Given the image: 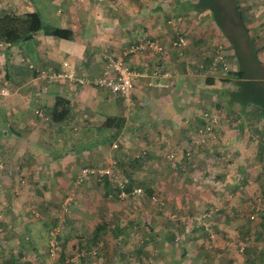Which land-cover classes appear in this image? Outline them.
<instances>
[{
  "label": "crops",
  "instance_id": "1",
  "mask_svg": "<svg viewBox=\"0 0 264 264\" xmlns=\"http://www.w3.org/2000/svg\"><path fill=\"white\" fill-rule=\"evenodd\" d=\"M195 1L23 0L21 6L17 4V7L20 6L18 10H38L42 17L44 14L46 22L68 28L72 34L71 38H64L39 30L29 44L24 41L12 45L0 44V66L5 71L3 83L6 82L9 89V93L0 101V172L4 179V184L0 182V208L3 205L4 209H1L10 210L5 213L11 227L7 234H13L7 242L11 243L10 246L14 244L11 256L14 255L19 262L87 264L86 261H76L74 256L72 263L65 262L68 258L61 262L56 261L55 256L48 257L44 232L56 222L50 218L53 209L49 207L59 199L65 188V177L77 172L79 163L105 160L102 157L107 154L111 158L106 160L112 161L113 153H108L105 146L115 147L114 152L119 151L115 149L121 145L129 148L140 145L143 149H149L153 158L148 160L145 164L147 169L142 172L150 178L149 182L155 175L166 177L165 174L155 173L150 163L164 162L163 157L168 158V153L174 152L173 189L210 187L222 190L217 193H225L227 197V192L236 193V198L224 201L223 207L220 205L223 213L219 214L225 217L221 224L223 229L236 228L235 232L240 231L241 238L246 234L245 238H248L250 224L247 221L250 220L247 215L253 207V204L250 205L251 197H264L263 168L260 163L264 120L257 115V127L251 129L257 108L252 104L243 106L238 102H227L223 89L228 87L223 80L213 78L197 67L202 59L214 54L217 45L226 47L228 52H232L233 48L226 37V41L222 39L223 33L210 10L199 11L190 7ZM7 6L2 3L0 10ZM178 31L187 37V46L179 49L172 45ZM153 37L163 45L162 51L139 49L126 56L135 74L129 103L111 94L107 88L89 82L87 78L101 73L105 53L118 54L131 44ZM30 62L35 68L24 67ZM156 67L161 70L157 75L153 73ZM57 72L63 75L51 78L52 73ZM81 78L85 81H81ZM57 94L68 98L70 104L66 117L60 122L49 117ZM34 106L46 110L48 119L39 117ZM210 116L214 123H219L213 141L199 134L201 123ZM107 118H110V127L104 126ZM102 129L109 131L102 133ZM187 146L193 150L191 158L183 155L182 150ZM233 152L238 155L237 159L232 158ZM194 162L201 166L217 165L219 171L215 174L220 184L203 187L199 171L192 173ZM19 163L27 166L23 164L19 169ZM240 163L241 170L237 166ZM13 171H23L26 173L24 178L33 179L35 184L29 189L20 188L13 180L16 177ZM91 179L78 188L83 189L80 192L84 194V199L97 195L95 188L89 186ZM164 179L162 181L166 184ZM10 193L14 196L9 197V202L1 204L2 194ZM178 200V206L182 207L181 198L178 197ZM93 205V210H99L100 219L95 221L97 224L106 214L105 207L97 202ZM27 208H37L42 213L39 217L22 219L16 224V218L24 216H19L20 211ZM78 210L79 217L67 224L70 231L63 230L60 236L59 248L63 256L69 251L66 250L67 246L71 247L70 243L77 239L73 237L74 231L90 225L82 218L85 209ZM11 211L12 215H9ZM245 217L247 220H244ZM80 222L83 224L80 225ZM253 224L264 230V211ZM79 231L82 233L81 229ZM83 231L87 234L86 227ZM100 233L96 231V236ZM112 235L108 237L112 239ZM90 236L84 238L92 239ZM256 236L259 237L251 239L249 243H253V246L245 250L249 251L246 255L251 253L253 257L248 264H264V249L259 245L264 241L263 231L256 233ZM108 246L105 250L109 252L104 251L97 264H102L101 260L104 259L103 264H108V261H116L119 257L115 246ZM42 257L46 258L45 261ZM5 261L7 264L15 262L9 259Z\"/></svg>",
  "mask_w": 264,
  "mask_h": 264
},
{
  "label": "rangeland",
  "instance_id": "2",
  "mask_svg": "<svg viewBox=\"0 0 264 264\" xmlns=\"http://www.w3.org/2000/svg\"><path fill=\"white\" fill-rule=\"evenodd\" d=\"M240 1L241 6L248 15L246 25L250 34L255 38L256 44L259 47L258 54L264 61V0ZM21 2H23V0H0V5L2 3H6V5H8L6 9H1L0 13H3L4 11L17 13L24 12L23 9L18 10L20 9ZM18 3L20 5L19 7H17ZM43 19H46L44 14ZM222 35V39L226 41V36H224V33ZM32 41L33 40H28L24 41V43L29 44ZM25 66L27 67V69L35 68V66L29 68L27 64H24V67ZM198 68L202 70V68H200L199 66ZM4 73V69L2 68V66H0V83H2V85L0 84V101H2L1 98L4 95H7L9 93V89L6 88L8 87L6 86L8 84L6 82L3 83V80L5 79ZM208 73L212 75L213 78H221L226 87L233 86L231 78L227 74H225V72L216 71ZM10 74L12 77V70L10 71ZM37 106H34V111ZM108 131V129H102V133H107ZM66 132L68 133V131ZM199 134H202L203 136L206 135L203 127L199 129ZM114 148L115 147L110 148L109 146L104 147V149H106L108 153H113L112 160L115 159L116 161L115 167L113 168L116 176H112V178L110 179V181H112L110 183L115 184L117 179H123V177L127 175L130 169L129 166L125 167V163H122L120 165L118 157L128 156L127 159L129 160V162L131 161V159H135L137 161V159L135 158L137 156L135 155L139 150L142 151L144 149L140 145L137 147H130V154L126 153V155L124 154L125 149L123 147L121 148V150L117 151L118 153H121V156H118L116 152L113 151ZM132 148L133 151L131 152ZM182 152L184 156H186L187 158H191L193 150L191 147L187 146L184 150H182ZM213 152L215 153V150ZM233 153L234 156H232V158L237 159L238 155H235V152ZM175 156V153L171 152L168 153V158L163 157L165 160L164 162L158 161L157 163H155L154 161H152L150 163L149 166L152 167V170L155 169V173H160L161 175L165 174L166 177L164 179L163 177H157L155 175V178H151V182H148L147 185H145V183L150 178H147L145 174H142V172L146 171L147 169V163L145 162L146 165L144 164V166H142L143 169L141 167H136L139 177H136L135 179L133 177L132 181L135 184H141V192L136 194L131 190L127 197H114L113 194H109L110 192L108 190L110 189V186H112V184H110L109 182L108 184H106L102 181V179L92 177L89 186L95 188V192L97 193V195H93V197H85L84 199V194L80 192L83 189L78 188L85 182L81 184H75L74 174L76 173V171L72 172V175L65 177V188L59 195V199H57V201L52 203V205H50L49 207V209H53L50 213V218L56 220V222L51 225L52 227L46 228V231L44 232V237L47 243V246L45 248L48 253L47 256L52 258L55 256L56 261L60 260L61 262L68 258V260H66L65 262L69 261V263H72V261H74L72 259V257L74 256V259L76 261L81 260L83 261V263L84 261H86L87 264H94V262H96L95 264H97L100 260V256L104 253V251L109 252V250H105L106 246L109 245L108 247L110 248V245L113 244L115 246L116 252L121 250L119 252L122 253L123 256H119L116 261H113L115 259L108 261V264H217L221 256L229 257L232 260V264H248V261L253 258L250 256L251 253L246 255L249 251H245L248 246H253V243L249 244L250 240L253 238L257 239L259 237L256 236V233L260 234L262 231L264 233V230H261L260 227L254 226L255 224H253L257 216H259L260 214L257 215L253 212V217H251L252 219H248L250 220L247 221L250 224L248 238H245L247 234L244 235V238H241L240 231L237 233L235 232L236 228L232 227L230 228V230L226 228L223 229V225L221 224V222L225 220V217H221V214H219L220 212L223 213V211H220V205H222L223 207L226 201L232 198H236V193L227 192V194L229 193V197H227L225 193H222L220 195L217 193H221L220 191L222 190L210 189V187H208L209 189H173V183L175 184V179L173 177V162L175 161ZM102 158L105 160L99 162V164L109 165V163L113 162L106 160L108 158H111L108 154L106 156H103ZM148 160L152 159H149V157H147V162ZM136 161L134 162L136 163ZM88 163L89 162L79 163L77 166H88ZM23 164L24 167L27 166L25 165V163H19V169L22 168ZM193 164L194 165H192V167L194 170L192 173L197 170L199 171L198 174L202 176L200 183L203 187L207 186L208 184H213L214 187L215 185L220 184V181L217 179V176L215 174V172L219 171V167L217 165H213L211 167V165L207 164H202V166L196 165L195 162ZM2 166L3 162H1V167ZM132 166L133 165H131V168ZM159 167H161V172L158 171ZM19 173L17 171H13L12 174L16 176L13 178V180L20 188L25 187L29 189L35 184L33 179L28 180L24 178L26 173H23V171L22 173ZM1 174L2 172H0V182L4 184V179L1 178ZM20 175L23 178H21ZM69 178H71L70 181ZM163 179L169 186H167L165 182L162 181ZM28 183L30 184L26 185ZM66 191L73 192V199L68 205L69 208L66 211H62L61 202L67 194ZM2 195L3 196L1 197V204H3L5 201L9 202V197L12 198L14 196L11 193L10 195ZM178 197L181 198V202L183 204L182 207L178 206ZM95 202L105 207L104 212L106 214H108L110 211L111 215L108 214L109 216H107L113 222L105 225V228H101L99 230L101 231L100 235H97L96 240L92 241L91 238L83 239L82 235L84 233L83 229L85 227L87 233H94L95 221L97 219H100V216L98 215L99 210H93V203ZM252 204L253 202L250 203L251 206ZM191 207L193 209H191ZM1 208L4 209V206L1 205ZM1 208L0 264H7V262L5 261L7 259H9L10 262H13L14 260L15 262L13 264H27L24 262H19L14 255L13 257L11 256V253H13L12 249L14 244L10 246L11 243L7 242V240L13 233L10 232V236L7 234L9 233V231H11V229H9L11 227H9L7 218L5 217V213H9L10 210H3ZM82 208L85 209L83 211L84 215H82V218H84V221L90 225L79 227L78 230L74 231L75 235L73 237H77V239L80 240L77 241L76 239L75 242L70 243V245L72 246H67L66 250L69 249V251L64 253L66 254V256H63L62 251L60 252V250L62 249L61 247L59 248V246L61 245V241L57 239L56 235L62 233L63 229L65 231H70V228L67 227V225L64 226L63 229L56 227V233L53 236V238L56 237V242L52 239L53 234L51 233V229L60 223L59 219L61 214L63 215V218H65V216L67 218L73 217L74 220H76L79 217L78 209ZM40 212L42 213V211H39V209L37 208H27L24 211H20L19 216H21L22 214L24 216L21 219L16 218V224L22 219L30 220L32 217H39ZM9 215H12V211ZM43 217L44 216H42V218ZM244 220H247V218L245 217ZM125 221H127V226L126 224H121L125 223ZM65 223H67L66 219ZM81 223L83 224V222H80V225H82ZM21 224L19 225V228L21 227ZM76 224L79 225V222H77ZM212 225H218L214 231H211ZM119 227L120 229H122V235H120L121 238L118 245V242H115V240L108 237V235L113 234V232L111 231H119ZM79 229L82 230V233H80ZM90 229L92 230L89 231ZM130 229H132V231ZM127 230L131 232H128ZM109 231L111 233H109ZM80 241H82V243ZM51 242H54L53 249L55 250V252H52L51 249L48 248ZM138 245H141L143 249H138ZM259 245H261V248L263 247L264 249V241ZM119 252L117 254H119ZM8 255L10 256V258H8ZM69 255H71L70 258L68 257ZM42 259L45 261L46 258L42 257ZM101 263H105V259L101 260Z\"/></svg>",
  "mask_w": 264,
  "mask_h": 264
},
{
  "label": "trees",
  "instance_id": "3",
  "mask_svg": "<svg viewBox=\"0 0 264 264\" xmlns=\"http://www.w3.org/2000/svg\"><path fill=\"white\" fill-rule=\"evenodd\" d=\"M240 2H241L240 0H196L195 2L190 4V7L193 9H196L199 11L210 10L212 12L213 20L216 22L219 29L227 37L228 41L231 44V47L233 48L232 52L231 51L228 52L226 47H223L222 45L216 46L214 49L215 51L214 54L207 56L208 58L202 59L199 62V63H203V66L200 68L208 72H216V71L225 72V74H227L231 78L232 83H233L232 87L223 89V94L226 96L227 102L229 103L238 102L239 104L243 106L247 104H252L257 108V111L255 113L256 118L258 115L260 116V118L264 120V61L260 58L258 54L259 47L256 44L255 38L250 34L248 30V27L246 25V21L248 20V15L246 11L243 9V7L241 6ZM39 30H42L46 34L54 35L57 37L71 38L72 36L70 29L57 26V25H53V24L46 22L38 10L25 11L22 13L10 12V11H4L3 13H0V44L7 43V44L12 45V44L20 43L22 41H28L32 39L34 33ZM147 39L157 40L155 37H153V38H145L139 42H145ZM220 54L222 57L217 60L216 65H212L211 63H212L214 56L220 55ZM224 62L227 63L226 68L223 66ZM232 62H233V65H232ZM199 63L197 64V67L199 66ZM154 70H157V69L155 68ZM69 106H70L69 99L64 97L63 95L57 94L54 98L51 114L49 115V117L51 118V120H54L55 122L62 121L67 115ZM44 114L45 116H40L38 114L37 115L44 119H48L47 114L49 113L45 110ZM256 118H254L255 120H253L252 123L250 124L251 129H253L254 127H257V122L259 120L258 118L257 119ZM104 124L103 125L105 127H110L111 126L110 118H107ZM201 125L203 129L205 130V134H206L205 136L206 137L208 136L209 139L212 141L215 140L214 138L217 136L216 131H217V126H219V123L218 124L214 123V121L212 120L210 116V118H207L206 120H204L201 123ZM0 134H2V131H0ZM119 147L120 148L118 149L116 148L115 150H121V148L124 147L125 149L124 154L126 153L130 154L129 147L127 148L122 145ZM132 151H133V148L131 149V152ZM218 151L219 153L221 152L220 150ZM263 153H264V143L262 144L261 153H260V163L262 164V168H263L261 175L264 177ZM116 154L118 156H121V153H118L117 151H116ZM135 156H137L135 157L137 161L135 159L134 160L131 159V161L128 163H127L128 156L118 157L120 165L122 163H125V164L127 163L125 167L129 166L131 168V165L134 166L133 168L129 169L127 175H125L124 177L122 176L123 179H121L124 183L125 190L128 192L125 197L129 195L132 189L141 185L139 183L135 184L132 181L133 177L134 179L136 177H139L137 174L136 167L144 166L145 162L147 163V157H149V159L152 158V155L150 154V150L147 148L142 151L139 150ZM102 161L103 160L87 161L89 162L88 163L89 165L81 166L77 172H79V170L82 167H89V168L94 167L96 169L109 167L112 170V175L109 176L108 174H103L100 176V179H102L104 183L108 184V182L109 183L112 182L110 181L112 176H116L113 170V168L115 167L116 161L115 159L112 160L113 162L109 163V165L99 164V162H102ZM134 161H136V163ZM237 166L239 170H241V163L239 165L237 164ZM77 172H76V175L74 176V181L77 177ZM119 180L120 179H117L115 184L110 183L112 184V186H110V189H108L110 192L109 194H113L114 197H119L118 196V191H119L118 181ZM148 182L149 181H147L145 185H147ZM140 192L141 190L137 192L136 194ZM251 199L253 202V207L251 208V210H249V213L247 215L248 219L253 217V212L259 215L262 213V211H264V197L256 195L254 199L253 197H251ZM228 214L229 212H227V215ZM65 219L67 220V223H65ZM73 221H74L73 217L67 218L65 216V218L62 220L61 228L63 229L64 226H66L68 223H73ZM110 222H113V221H111L108 218V216L104 214L101 217V221L97 222V224L95 223L94 229L96 231H99L101 228H105V225H107ZM217 226L212 225L211 231H214L217 228ZM120 227L118 228L119 231L117 230L112 231L113 232L112 239L115 240V242H118V245H119V240L121 238L120 235H122V231H121L122 229H120ZM95 230H94L93 235L91 233L86 234L84 232L82 237L83 238L89 237L91 235L92 241H95L96 240ZM130 230L132 231V229ZM127 231L131 232L129 230ZM60 236H61V233L57 234V239L59 241H61ZM79 240L80 239H77V241ZM138 246H139L138 249L140 248L143 249L141 245H138ZM118 255L123 256V254L120 252ZM218 261L219 262L217 264H232V260L226 256H221Z\"/></svg>",
  "mask_w": 264,
  "mask_h": 264
},
{
  "label": "built area",
  "instance_id": "4",
  "mask_svg": "<svg viewBox=\"0 0 264 264\" xmlns=\"http://www.w3.org/2000/svg\"><path fill=\"white\" fill-rule=\"evenodd\" d=\"M187 44V39L181 31H178L176 35L174 36L172 40V45L179 49L185 47ZM153 49L157 51L163 50V45L158 41L154 39H147L145 42H138L131 44L128 49L123 50L121 53L118 54H111V53H105L103 55L104 57V66L101 71V73L93 78H87L89 82H93L99 86H102L104 88H107L111 94H113L116 97H120L123 99L124 102L129 103L131 101V95L132 91L135 85V74L133 70L129 67V64L127 62L126 56L130 52H136L139 49ZM222 56L216 55L214 56L212 60V65H216V62L218 59H220ZM64 64L66 65L67 62L65 61ZM30 67H33V63H28ZM203 63H199V67H202ZM223 66L226 68L227 63L224 62ZM157 70H154V74L157 75L160 73V69L156 67ZM62 72L52 73L51 77H60L62 76ZM81 81H85V79H80ZM36 113L40 116H45L44 111L42 109L36 110ZM263 160H264V153H263ZM103 174H108L109 176L112 175V170L109 167L105 168H99L96 169L94 167H82L79 172H77V177L75 179V184H81L85 182L88 179H91L92 177H97L100 179V176ZM118 196L119 197H125L127 195V191L125 190L124 183L120 179L118 181ZM141 190L140 186L135 187L132 189L133 193H137ZM73 199V192H67L66 196L63 198L61 202V208L62 211H66L69 207V203ZM63 213V212H62ZM63 215L60 216V223L53 227L51 229L52 239L56 242V237L53 238L55 235V228H61L62 227V220ZM58 230V229H57ZM57 236V235H56ZM52 244V246H51ZM54 242L50 243V246H48L49 249H51L52 252H55L53 249ZM50 252V251H49Z\"/></svg>",
  "mask_w": 264,
  "mask_h": 264
}]
</instances>
